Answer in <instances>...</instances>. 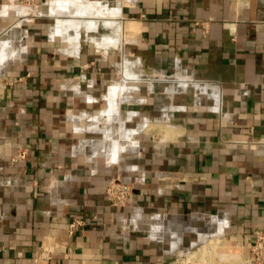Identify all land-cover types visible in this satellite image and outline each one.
Here are the masks:
<instances>
[{
  "label": "crops",
  "instance_id": "0c3cea01",
  "mask_svg": "<svg viewBox=\"0 0 264 264\" xmlns=\"http://www.w3.org/2000/svg\"><path fill=\"white\" fill-rule=\"evenodd\" d=\"M71 1L0 0V264H248L264 0Z\"/></svg>",
  "mask_w": 264,
  "mask_h": 264
},
{
  "label": "built area",
  "instance_id": "2783aa9c",
  "mask_svg": "<svg viewBox=\"0 0 264 264\" xmlns=\"http://www.w3.org/2000/svg\"><path fill=\"white\" fill-rule=\"evenodd\" d=\"M29 4H37L46 0H24ZM108 200L115 206H127L133 200V186L122 183L117 178L109 181L107 186ZM83 224L82 220H75L71 224V233H74L76 225ZM49 254V253H48ZM248 264H264V226L255 230L254 240L250 244V256L247 258Z\"/></svg>",
  "mask_w": 264,
  "mask_h": 264
},
{
  "label": "bare ground",
  "instance_id": "6f19581e",
  "mask_svg": "<svg viewBox=\"0 0 264 264\" xmlns=\"http://www.w3.org/2000/svg\"><path fill=\"white\" fill-rule=\"evenodd\" d=\"M69 1L70 0H55L54 1V3H55V6H56V10H58V9H62V8H64V9H66L67 7H69L68 6V4H69ZM123 1V0H122ZM129 1V0H128ZM100 2H101V0H100ZM99 2V3H100ZM71 3L73 4V3H75L74 5H75V9H76V12H74L75 13V15H77V16H73V17H75V18H71L72 20H69L68 22L69 23H71V24H73V25H75V26H79L80 25V22L82 23V21L80 20V18L81 17H86V15H87V13H88V11H90V8H92L91 6H93V5H98L99 3L98 2H96V1H94V0H72L71 1ZM53 6V5H52ZM103 6V5H102ZM105 6V5H104ZM94 7V6H93ZM100 7V6H99ZM101 8V7H100ZM102 9V8H101ZM103 10V9H102ZM115 10V9H114ZM120 11V10H119ZM58 12V11H57ZM59 12H61L60 10H59ZM102 13H105V12H102ZM112 13V12H111ZM108 14V13H107ZM106 14V15H107ZM116 16V15H115ZM87 18V17H86ZM107 18V17H106ZM63 20H61L60 22H62ZM66 21V20H65ZM84 21V20H83ZM107 21V20H106ZM60 24V23H59ZM63 24V23H62ZM122 27V26H121ZM71 28V27H70ZM64 29V28H63ZM123 34H121V36H122ZM5 57V56H4ZM4 57H2L1 56V58H4ZM138 83V82H137Z\"/></svg>",
  "mask_w": 264,
  "mask_h": 264
},
{
  "label": "rangeland",
  "instance_id": "374dc122",
  "mask_svg": "<svg viewBox=\"0 0 264 264\" xmlns=\"http://www.w3.org/2000/svg\"><path fill=\"white\" fill-rule=\"evenodd\" d=\"M55 0H53L54 2ZM42 2V1H41ZM25 3L29 4L28 2L25 1ZM64 9V8H63ZM178 77H183L181 74H178Z\"/></svg>",
  "mask_w": 264,
  "mask_h": 264
}]
</instances>
